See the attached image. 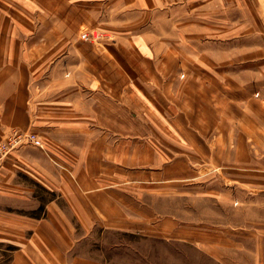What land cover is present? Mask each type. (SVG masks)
I'll return each mask as SVG.
<instances>
[{
    "label": "crops",
    "instance_id": "1",
    "mask_svg": "<svg viewBox=\"0 0 264 264\" xmlns=\"http://www.w3.org/2000/svg\"><path fill=\"white\" fill-rule=\"evenodd\" d=\"M16 129L43 148L0 166V264H95V226L264 264V0H0Z\"/></svg>",
    "mask_w": 264,
    "mask_h": 264
},
{
    "label": "rangeland",
    "instance_id": "2",
    "mask_svg": "<svg viewBox=\"0 0 264 264\" xmlns=\"http://www.w3.org/2000/svg\"><path fill=\"white\" fill-rule=\"evenodd\" d=\"M84 32L80 33V38L89 42L105 36L103 34L98 35L97 39L93 38L89 30L90 36L83 38ZM14 131L22 130L10 131L0 141H7L8 135ZM36 136L43 144L42 138L37 134ZM74 233L73 254L95 264H216L197 247L180 240L149 237L127 230L102 229L97 226L87 231L78 229Z\"/></svg>",
    "mask_w": 264,
    "mask_h": 264
},
{
    "label": "built area",
    "instance_id": "3",
    "mask_svg": "<svg viewBox=\"0 0 264 264\" xmlns=\"http://www.w3.org/2000/svg\"><path fill=\"white\" fill-rule=\"evenodd\" d=\"M88 32L89 31H85L83 33V38H87V36H90ZM91 35L93 36V38H96L98 35L102 36L103 33L98 30H91ZM25 142H30L38 147L43 148L41 140L32 131H14L13 133L8 135L7 141H0V166L4 161V158L10 152H12L14 149H16Z\"/></svg>",
    "mask_w": 264,
    "mask_h": 264
},
{
    "label": "bare ground",
    "instance_id": "4",
    "mask_svg": "<svg viewBox=\"0 0 264 264\" xmlns=\"http://www.w3.org/2000/svg\"><path fill=\"white\" fill-rule=\"evenodd\" d=\"M94 37H95V35H94Z\"/></svg>",
    "mask_w": 264,
    "mask_h": 264
}]
</instances>
